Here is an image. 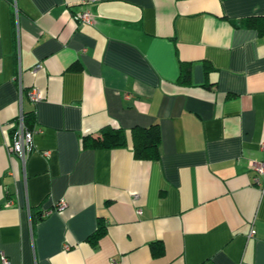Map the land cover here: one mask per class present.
Here are the masks:
<instances>
[{
    "label": "crops",
    "instance_id": "obj_1",
    "mask_svg": "<svg viewBox=\"0 0 264 264\" xmlns=\"http://www.w3.org/2000/svg\"><path fill=\"white\" fill-rule=\"evenodd\" d=\"M80 1L0 0V264H264V0ZM153 124L154 160L82 142Z\"/></svg>",
    "mask_w": 264,
    "mask_h": 264
},
{
    "label": "trees",
    "instance_id": "obj_2",
    "mask_svg": "<svg viewBox=\"0 0 264 264\" xmlns=\"http://www.w3.org/2000/svg\"><path fill=\"white\" fill-rule=\"evenodd\" d=\"M241 25L245 28L255 29L259 35L264 36V16H247L241 20ZM180 81L188 82L189 68L187 65L180 66ZM32 114L24 115V124L31 129ZM130 140L131 148L135 158L143 160H154L159 157L160 131L157 124L148 127H133L129 130V134L119 128H105L96 138L90 136L85 137L82 142L87 146L112 149L124 147ZM41 218V215H39ZM105 226L102 220L99 221L97 229L88 237L92 244H96L104 235ZM152 247L154 255L161 252V246L158 244ZM159 250V251H158Z\"/></svg>",
    "mask_w": 264,
    "mask_h": 264
},
{
    "label": "built area",
    "instance_id": "obj_3",
    "mask_svg": "<svg viewBox=\"0 0 264 264\" xmlns=\"http://www.w3.org/2000/svg\"><path fill=\"white\" fill-rule=\"evenodd\" d=\"M97 0H81L82 4L89 2H96ZM76 20L79 23H92L94 15L88 10H84L75 15ZM37 65L36 68H39ZM27 96L32 102H37L42 98L40 89L32 87L27 90ZM15 128L11 134V139L7 144L8 155H15L20 158L21 162L25 164L27 155L32 148V131L28 130L24 124V114L22 111L19 112L16 121ZM262 149H264V143H262ZM255 175L253 177V182L257 185L262 184L261 178L264 177V162L257 163L253 166ZM65 206L64 203H60L57 209H62ZM49 213V212H48ZM137 213H141V209L137 210ZM254 231L251 230V233ZM2 264H9L6 258L3 259Z\"/></svg>",
    "mask_w": 264,
    "mask_h": 264
}]
</instances>
